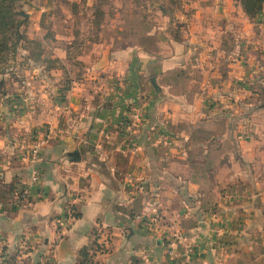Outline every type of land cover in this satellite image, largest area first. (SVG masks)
Returning <instances> with one entry per match:
<instances>
[{
  "label": "crops",
  "instance_id": "0c3cea01",
  "mask_svg": "<svg viewBox=\"0 0 264 264\" xmlns=\"http://www.w3.org/2000/svg\"><path fill=\"white\" fill-rule=\"evenodd\" d=\"M183 1L175 19L149 7L157 20L133 45L107 47L86 70L39 85L25 114L0 88V252L15 264H178L161 230L143 227L154 226L153 209L177 222L176 231L199 236L193 264H264V134L254 120L264 116L246 96L254 95V76H264V4L249 20L235 0ZM54 88L63 92L57 100ZM224 101L234 107L222 109ZM136 103L142 116L123 131ZM38 124L55 131L34 166L38 182L18 204L12 189L30 182L31 169L12 145ZM241 125L250 141H238ZM173 138L187 141L186 158ZM69 207L75 218L64 230L54 220ZM209 212L235 223L220 242Z\"/></svg>",
  "mask_w": 264,
  "mask_h": 264
},
{
  "label": "rangeland",
  "instance_id": "374dc122",
  "mask_svg": "<svg viewBox=\"0 0 264 264\" xmlns=\"http://www.w3.org/2000/svg\"><path fill=\"white\" fill-rule=\"evenodd\" d=\"M155 4H162L171 14V17L175 19V16L179 15L184 1L22 0L17 10L25 15V24L21 26L20 31L26 39L33 42L37 41L42 44L44 61L38 65H36V63L27 64L23 63L24 61H22L19 56H16L15 62L10 60L7 64L9 65L7 70H15L16 78L13 79L9 77L7 73L0 74V80H4L3 90H6L5 92L7 93V96L4 97V101L10 100L15 109L14 111L25 114L29 110L28 105L35 100L34 98L39 97L41 94V92L38 91V89L41 88H39V85L57 84L64 70H71L72 72H74V70H86L90 64L95 61L94 59L98 58L96 56H101L107 47L118 50L133 45L131 40L136 38L138 34H142L149 29L151 22L156 19L154 14L147 10ZM60 53H64L65 57H59L62 56ZM262 78H264V76ZM262 78L260 74L254 76V83L251 85L254 89V95L246 96L252 99L253 104L251 108L264 116V90L263 87H261L264 86L262 84L264 79L261 82ZM61 82H65L64 79H62ZM247 83L248 81H246V83L243 81L241 82L243 86H247ZM24 86H26V91H21V87ZM30 90H32L31 93H35L36 96L29 97L31 95ZM52 91L53 93H51V96H54L53 99L57 100L62 96L63 92L57 91L56 88L52 89ZM224 102L225 105H221H223L222 109L226 110L230 105L227 104V101ZM133 105L134 106L130 107L131 111L126 116L127 120L124 121L125 123L123 122L125 126H121L123 127V131H129V126L132 121L138 119L142 115V107L138 108L137 103ZM233 107L234 106H230V108ZM237 109H239L241 115L249 112V107L243 108L240 106ZM6 111L8 112V109ZM139 111V117L136 118L135 114ZM2 116H4V114H0V129L1 126L4 127L3 123L6 121ZM4 117H6V115ZM254 120H258V125L260 127L262 126L264 134V117L255 116ZM51 131L53 132L55 130L50 128L49 125L38 124L30 130L17 133L16 139L12 145L13 157L21 164L20 153L26 151L31 146L42 144L41 142L44 138L42 134H49V137L46 138V143L40 147L39 157L41 149L48 141H52V139H50ZM12 133L13 132H11V134ZM252 134L253 133L247 129L245 125H241L237 131V139L239 142L250 141L252 139ZM174 139L175 138L172 139L173 147L177 146V148H181V152L184 154H180V157L186 158L185 150L187 141L183 139L181 143V140ZM262 139L261 145L264 148V136ZM259 170L260 169L255 171L257 172L255 174L256 176H259ZM141 192L142 194L140 195L143 196L147 193V189L142 187ZM245 195L246 198L247 196L249 197L247 193H245ZM230 197L233 196L230 195ZM234 198L227 199L229 201H234ZM246 198L243 197L244 202H246ZM151 213L155 214L152 216V220H154L153 229L161 230V233L157 232V234H159L164 241L168 242L166 239L168 233L176 231L174 229V224L177 222H170L169 219L165 220V218L161 217L162 213L159 209L158 211L153 209ZM209 214H211L210 217L214 222L211 232L214 235L215 241L220 242L222 238L231 232L235 223L230 216L216 221L213 213L209 212ZM187 237L190 238L189 244H193L195 248L199 243V236L197 234H192L187 235ZM260 238L262 240L261 243H264V236L260 235ZM260 254L264 255V247L262 246L260 248ZM0 264H15V257L10 254H4L2 251L0 252Z\"/></svg>",
  "mask_w": 264,
  "mask_h": 264
},
{
  "label": "trees",
  "instance_id": "16d2710c",
  "mask_svg": "<svg viewBox=\"0 0 264 264\" xmlns=\"http://www.w3.org/2000/svg\"><path fill=\"white\" fill-rule=\"evenodd\" d=\"M21 1L0 0V74L7 73L13 79L16 78V72L7 70L9 68L7 64L10 60L15 62L16 56H19L24 61L23 63L27 64L36 63L38 65L44 61L42 44L26 39L20 31L21 26L25 24V15L17 10ZM235 1L239 2L243 13L249 20L259 15L264 4V0ZM160 7L161 12H168L162 4ZM3 81L0 80V88L4 86Z\"/></svg>",
  "mask_w": 264,
  "mask_h": 264
},
{
  "label": "built area",
  "instance_id": "2783aa9c",
  "mask_svg": "<svg viewBox=\"0 0 264 264\" xmlns=\"http://www.w3.org/2000/svg\"><path fill=\"white\" fill-rule=\"evenodd\" d=\"M139 114H140V111L137 114H135V117L138 118ZM42 135L44 137L42 142H41L42 144H36L35 146H31L26 151L20 153L21 164L29 167L31 169V174H30V178H29L30 182L28 184H25V183L24 184H18L15 187H13V189H12L11 193H12L16 203H18V204H22V203H25L27 201L28 195H29V187L31 185L36 184L39 180V172L37 171V169L34 168V166H35V164L39 158L38 155H39L40 147H42L46 143L45 142L46 138L49 137V134L43 133ZM169 138L170 137L167 135H163V134L160 136L158 135V139L162 143H167L169 141ZM141 189H142V187H140L138 190L141 191ZM4 205L5 204H4L3 200L0 199V211L3 210ZM74 218H75L74 217V208L69 207L63 216L54 220V223L58 227L63 228L64 230H67L72 225ZM143 227L146 230L155 231L153 229L154 226L150 222L144 221ZM166 239L168 240V243H169V249L170 250L168 253H169V256L171 257V260H176L178 262V264H193V256L195 254L194 246H193V244H189L190 238L187 237V235L182 234L179 231L169 232ZM177 243H180L182 248H181V252L179 254L175 255L173 250H174ZM98 244H100V243H98L96 240V244H95V248H94V251H96V252H97V249L99 246Z\"/></svg>",
  "mask_w": 264,
  "mask_h": 264
}]
</instances>
